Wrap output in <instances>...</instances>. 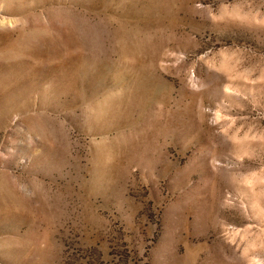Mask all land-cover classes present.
<instances>
[{
	"label": "rangeland",
	"instance_id": "374dc122",
	"mask_svg": "<svg viewBox=\"0 0 264 264\" xmlns=\"http://www.w3.org/2000/svg\"><path fill=\"white\" fill-rule=\"evenodd\" d=\"M0 264H264V0H0Z\"/></svg>",
	"mask_w": 264,
	"mask_h": 264
}]
</instances>
